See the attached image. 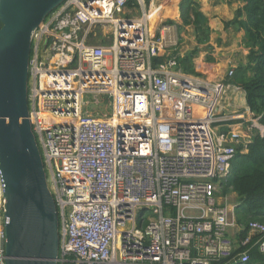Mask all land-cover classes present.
<instances>
[{
	"label": "built area",
	"instance_id": "1",
	"mask_svg": "<svg viewBox=\"0 0 264 264\" xmlns=\"http://www.w3.org/2000/svg\"><path fill=\"white\" fill-rule=\"evenodd\" d=\"M135 1L65 0L32 34L29 119L51 174L57 262L245 263L237 250L252 237L264 253V223L251 220L238 243L218 193L237 149L264 125L249 107L224 115L240 86L181 70L175 25L151 20L168 1ZM231 120L247 121L245 134L228 131ZM3 187L0 176V264Z\"/></svg>",
	"mask_w": 264,
	"mask_h": 264
},
{
	"label": "water",
	"instance_id": "2",
	"mask_svg": "<svg viewBox=\"0 0 264 264\" xmlns=\"http://www.w3.org/2000/svg\"><path fill=\"white\" fill-rule=\"evenodd\" d=\"M65 0H0V176L6 264H58L59 217L29 119L32 34Z\"/></svg>",
	"mask_w": 264,
	"mask_h": 264
},
{
	"label": "trees",
	"instance_id": "3",
	"mask_svg": "<svg viewBox=\"0 0 264 264\" xmlns=\"http://www.w3.org/2000/svg\"><path fill=\"white\" fill-rule=\"evenodd\" d=\"M227 1H239L243 5L234 11L232 19L224 20V27L227 30L232 28L235 32L243 31L242 44L249 49L246 62L238 64L229 81L245 91L247 106L264 125V0ZM136 5L135 0H129L130 7ZM179 9L182 24L177 26L178 31L190 27L198 45L208 43L212 30L199 1L180 0ZM167 22L173 24L172 20ZM200 51L196 47L184 56L178 55L179 67L183 72L202 75L194 63V58ZM159 60L160 58H155L154 62ZM221 190L223 195L231 192L237 194L234 216L240 229L235 238L241 243L249 233L248 224L251 220L264 223V132L253 128L246 149L243 146L237 149L230 172L221 181ZM256 239L257 237H252L251 242L238 248V252L247 250L250 257L242 264H264V253L254 244ZM211 261L212 264H241L238 260L231 259L213 258Z\"/></svg>",
	"mask_w": 264,
	"mask_h": 264
},
{
	"label": "crops",
	"instance_id": "4",
	"mask_svg": "<svg viewBox=\"0 0 264 264\" xmlns=\"http://www.w3.org/2000/svg\"><path fill=\"white\" fill-rule=\"evenodd\" d=\"M170 2L164 4V13L170 15H174L177 18L180 17V9L179 2L173 0H165V2ZM201 6V10L207 16L209 26L211 27V34L215 35L216 42L213 41L212 35L210 36V40L208 41V46L205 48H201V53L196 57V69L203 76L206 75L207 78L216 80V79H224L225 81H229L230 77H228V71L230 69H235L239 63L246 62L247 54L249 49L245 48L242 44V36L243 31L235 32L232 28L228 30L224 27V20H230L234 17V11L242 6L243 4L239 1L228 2L227 0H198ZM153 13L155 10L153 9ZM180 21V20H179ZM181 22H178L180 24ZM178 34V33H177ZM227 35V36H226ZM228 39H227V38ZM178 38V36H177ZM194 39V37L192 38ZM179 46L178 48L182 49L184 41L180 38L178 39ZM185 48V47H184ZM185 49H182L184 51ZM185 53L182 52V56ZM212 58V59H208ZM228 96L225 100L223 110L224 115L229 116L231 113L236 112L237 108L240 107L243 111H246L248 106L246 102V94L245 91H235L231 88L229 90ZM230 127H228V131L233 129H240L242 133L246 128L247 121L242 120H231ZM232 126V127H231ZM221 190V189H220ZM225 201L221 202L220 197L219 201L228 206L234 215V208L237 204V194L234 192L228 193L225 195ZM229 199H234L233 201H229ZM235 201V203H234ZM235 218V216H234Z\"/></svg>",
	"mask_w": 264,
	"mask_h": 264
},
{
	"label": "rangeland",
	"instance_id": "5",
	"mask_svg": "<svg viewBox=\"0 0 264 264\" xmlns=\"http://www.w3.org/2000/svg\"><path fill=\"white\" fill-rule=\"evenodd\" d=\"M174 1V0H173ZM160 2L162 3L163 2V0H160ZM170 2H172V1H170ZM170 2H168V3H170ZM162 18H164V22L167 24L168 22V20H172L173 21V25H175V36H178V39L180 38L181 40H183L184 41V44H183V46H182V49H185L184 51H182V49L180 48V51L181 52H183V53H187V52H189V51H191V50H193L194 48H196V47H198L199 49H201V48H205V47H207L208 46V43H205V44H199L198 45V43L196 42V40L195 39H192L193 38V36H192V29L190 28V27H184V29H182L180 32L178 31V28H177V26L179 25L178 24V22H181L180 24H182V20H181V18L179 19V18H177L176 19V17L174 16V15H168V14H166V12L161 16ZM180 20V21H179ZM178 33V34H177ZM212 35V34H211ZM227 36V35H226ZM212 38H213V41L214 42H216V36L215 35H212ZM227 38V37H226ZM228 39V38H227ZM211 41V40H210ZM185 47V48H184ZM199 53H201V52H199ZM199 53L197 54V55H199ZM181 55V54H180ZM197 57V56H196ZM196 57L194 58V63H195V65H196ZM197 66V65H196ZM198 70V69H197ZM204 74V73H203ZM203 74L202 75H199V77H205V78H207L206 77V75L205 76H203ZM192 75H194V74H192ZM195 76H198V75H195ZM238 112H243V109L242 108H240V107H238L237 109H236ZM219 129H223V127H219ZM50 178H51V174L48 172V180H50ZM218 195L220 196V197H222V198H220V201L221 202H226L225 201V195H223V193H222V190H220V192L218 193ZM234 199H229V201H233ZM234 203H235V201H234ZM1 204H3V203H1ZM187 214L188 215H196L197 213L196 212H192V211H187Z\"/></svg>",
	"mask_w": 264,
	"mask_h": 264
},
{
	"label": "bare ground",
	"instance_id": "6",
	"mask_svg": "<svg viewBox=\"0 0 264 264\" xmlns=\"http://www.w3.org/2000/svg\"><path fill=\"white\" fill-rule=\"evenodd\" d=\"M174 1L177 2V0H174ZM161 14H164V8L163 7L157 8L155 10V12L152 13L151 20L153 22H156L158 20V18L160 17ZM0 199H1V192H0ZM0 207H1V204H0Z\"/></svg>",
	"mask_w": 264,
	"mask_h": 264
}]
</instances>
